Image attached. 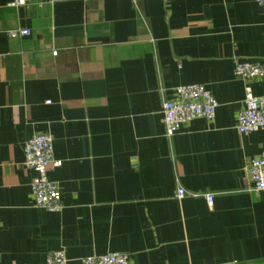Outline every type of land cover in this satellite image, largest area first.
Returning a JSON list of instances; mask_svg holds the SVG:
<instances>
[{"label":"crops","instance_id":"obj_1","mask_svg":"<svg viewBox=\"0 0 264 264\" xmlns=\"http://www.w3.org/2000/svg\"><path fill=\"white\" fill-rule=\"evenodd\" d=\"M20 27L29 34H8ZM236 61L264 67L256 0H0V264H45L55 250L69 264L108 252L132 264H264V190L247 172L264 128H236ZM187 83L212 93L215 117L168 137L163 101ZM248 85L264 94V77ZM33 134H49L61 160L48 170L57 212L33 202Z\"/></svg>","mask_w":264,"mask_h":264},{"label":"built area","instance_id":"obj_2","mask_svg":"<svg viewBox=\"0 0 264 264\" xmlns=\"http://www.w3.org/2000/svg\"><path fill=\"white\" fill-rule=\"evenodd\" d=\"M25 0H13V4H22ZM264 14V0H256ZM27 27L8 29L11 36L27 35ZM56 54V51H53ZM234 75L246 82L244 107L237 114L236 128L240 134L258 131L264 128V94H254L248 82L264 77V67L256 62L236 61ZM218 102L212 93L201 83H187L175 88V97L162 104V120L166 136L174 135L182 125L195 118L212 120L216 114ZM24 166L32 169L35 176L30 182V191L36 207L51 212L62 208L58 184L48 176L51 166H60L61 160L54 159L52 137L49 134H33L24 143ZM247 172L254 190H264V151L250 158ZM185 194L178 188L176 197ZM209 206L213 194L205 193ZM45 264H69L62 250L50 252ZM72 264H132L128 256L121 252H108L80 258Z\"/></svg>","mask_w":264,"mask_h":264}]
</instances>
